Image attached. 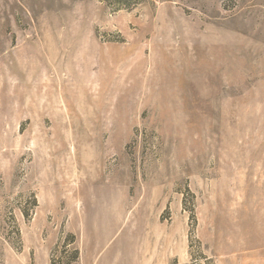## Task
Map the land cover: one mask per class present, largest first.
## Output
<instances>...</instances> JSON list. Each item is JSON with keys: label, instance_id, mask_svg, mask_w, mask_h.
Here are the masks:
<instances>
[{"label": "rangeland", "instance_id": "rangeland-1", "mask_svg": "<svg viewBox=\"0 0 264 264\" xmlns=\"http://www.w3.org/2000/svg\"><path fill=\"white\" fill-rule=\"evenodd\" d=\"M0 264H264V0H0Z\"/></svg>", "mask_w": 264, "mask_h": 264}]
</instances>
